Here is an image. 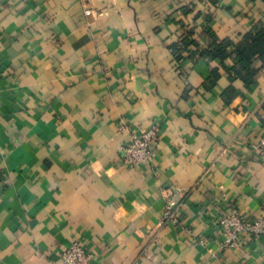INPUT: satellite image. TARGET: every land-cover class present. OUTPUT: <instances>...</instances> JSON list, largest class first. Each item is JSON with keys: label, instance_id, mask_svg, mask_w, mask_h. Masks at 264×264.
<instances>
[{"label": "crops", "instance_id": "1", "mask_svg": "<svg viewBox=\"0 0 264 264\" xmlns=\"http://www.w3.org/2000/svg\"><path fill=\"white\" fill-rule=\"evenodd\" d=\"M209 10L221 38L264 23V0H0V264H61L73 240L90 264H264V235L221 248L213 223L264 215V70L247 86L235 57L171 48L188 25L205 43ZM148 127L152 164H124Z\"/></svg>", "mask_w": 264, "mask_h": 264}, {"label": "trees", "instance_id": "2", "mask_svg": "<svg viewBox=\"0 0 264 264\" xmlns=\"http://www.w3.org/2000/svg\"><path fill=\"white\" fill-rule=\"evenodd\" d=\"M209 3L211 6H217L219 0H198ZM194 6L193 2L182 6L181 10L184 13L190 12L189 8ZM200 12H197V18ZM205 21L202 33L206 37V42L202 43L198 39L195 26L186 28L178 40L172 43V52L176 59L183 56L184 51H188L190 56L198 58H206L207 60H219L221 64L229 57H235L236 61L226 67L229 72L230 79L240 78L245 85H250L255 82L257 75L261 70H264V23H257L252 28L242 33L237 39L230 37H219L214 29L209 25L213 18V11L209 10L205 14ZM184 25H186L184 23ZM192 48L193 51H190ZM220 73L217 69H213L209 81L216 82ZM234 91L233 87H228L225 90V95L230 97V93Z\"/></svg>", "mask_w": 264, "mask_h": 264}, {"label": "built area", "instance_id": "3", "mask_svg": "<svg viewBox=\"0 0 264 264\" xmlns=\"http://www.w3.org/2000/svg\"><path fill=\"white\" fill-rule=\"evenodd\" d=\"M88 13L89 10H86ZM157 145V134L154 127L131 133L128 142L123 146V163L130 166L146 165L153 162L154 149ZM256 157L264 164V136L252 144ZM0 173V181H1ZM177 204L173 198L167 199L164 217L175 223L179 222ZM225 234L220 247L225 248L239 244L241 238H258L264 235V215L249 217L239 208L232 205L229 211L213 222ZM92 254L78 240H73L61 252V264H90Z\"/></svg>", "mask_w": 264, "mask_h": 264}]
</instances>
